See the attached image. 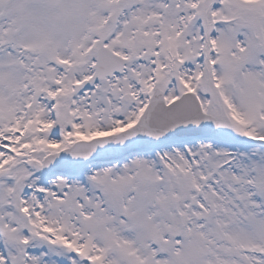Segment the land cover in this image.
Here are the masks:
<instances>
[{"label":"snow or ice","instance_id":"6c2138e0","mask_svg":"<svg viewBox=\"0 0 264 264\" xmlns=\"http://www.w3.org/2000/svg\"><path fill=\"white\" fill-rule=\"evenodd\" d=\"M0 264H264V0H0Z\"/></svg>","mask_w":264,"mask_h":264}]
</instances>
